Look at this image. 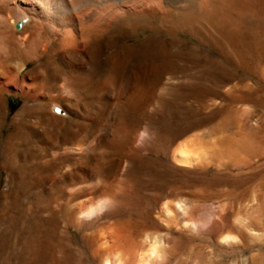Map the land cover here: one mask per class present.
<instances>
[{
  "label": "rangeland",
  "instance_id": "374dc122",
  "mask_svg": "<svg viewBox=\"0 0 264 264\" xmlns=\"http://www.w3.org/2000/svg\"><path fill=\"white\" fill-rule=\"evenodd\" d=\"M154 6L130 11L95 41L102 91L84 88L93 123H78L75 138L65 103L46 105L47 117L65 118L48 128L20 115L18 91L2 97L0 264H144L152 246L159 257L149 264H264V0ZM30 30L13 65L46 46ZM80 59L89 64V51ZM56 65L48 48L23 75L48 77ZM48 87L41 93L53 95ZM113 109L115 139L77 165L69 150L92 142ZM180 149L188 162L175 161Z\"/></svg>",
  "mask_w": 264,
  "mask_h": 264
},
{
  "label": "bare ground",
  "instance_id": "6f19581e",
  "mask_svg": "<svg viewBox=\"0 0 264 264\" xmlns=\"http://www.w3.org/2000/svg\"><path fill=\"white\" fill-rule=\"evenodd\" d=\"M154 4L155 0H0V112L3 110V119L6 116V112H4V109L1 106L2 97L10 94L13 88L18 91L23 98H25V104L20 110V115L27 117L34 116L36 120L43 122L48 128H54V121L65 120V118L57 114H50L47 117L44 111L46 105L50 104V108L55 109L61 107L59 102L65 103L68 110L66 116L71 117L69 121L76 124V129L68 132L66 135L67 137L72 138L78 136L79 125L82 127H88L93 123V117L90 115L87 107L82 104L84 100L88 99V97L84 96V88L89 84H94L99 90H101L102 86L103 76L96 74L92 65L95 54V41H97L98 37L104 35L108 29L112 27V25H114L130 11L137 10L139 11L137 13H140V11L146 7L153 9L152 7ZM181 11L183 12V9H181ZM25 19H28L27 25L19 32H15L12 28L13 24L22 22ZM69 23L73 26L72 30H68L66 28ZM56 24H58L61 28H57ZM30 29H35L45 38L46 46H44L43 50H37L33 56L25 58L21 63L13 65L12 59L15 53L14 46L32 41V30ZM48 48L52 50L53 57L57 62V65L49 72L48 77H44L39 69H33L31 71L33 76L31 77L29 74L23 75V71L26 69V66L28 64H38L39 60L44 55L45 50ZM90 48H92V50H88ZM88 51L90 54V63L88 62L89 64L84 65L80 57L88 53ZM17 53L20 55V52ZM47 80L49 84L47 90L54 89L53 95H45L41 93L44 89V84L47 83ZM101 91L98 93H102ZM39 98H43V101L47 100L46 103L39 101ZM29 103H32V105H29ZM114 110L115 109L109 112L106 119L103 120L102 123L96 124L97 135L92 138V142L86 145L77 144L73 147V149L69 150L73 161L77 165H82L84 162L88 161L89 153L94 146L113 142L116 137L114 128H112ZM78 123L80 124L78 125ZM37 133L40 137L44 138L43 132L38 131ZM188 154L189 153L180 149L175 152L174 159L179 162V164L188 162L190 160V154ZM92 196H94V194ZM85 203L86 205L88 204L87 201ZM92 205L93 204H91V206ZM106 206L108 205L106 204ZM79 209H81V206ZM98 209L99 206L97 205L95 208L88 209L86 213L90 215ZM102 210L104 211V209ZM99 211L102 213L101 210ZM168 212L169 211H167V214ZM81 216H83V214ZM110 228L111 227H109V229ZM112 229L109 231L110 237L113 233L111 232ZM114 230L115 229L112 231ZM226 235L228 236V234L223 236ZM120 237L122 238L121 235L119 238ZM104 238L107 239L106 237H103V239ZM122 239L124 240V238ZM109 242L110 240L108 243ZM149 244L150 243H146V245ZM156 244L159 245V243ZM161 246L162 244L160 247ZM162 249L164 248L162 247ZM123 250L124 249H122V251ZM156 254L152 246V249H148L147 254H144L145 256L142 257L143 263L149 264L150 260H152ZM160 254L163 255L161 251ZM96 255H98V253ZM156 256L159 257V254ZM107 257H109V255ZM105 263L108 264L107 261Z\"/></svg>",
  "mask_w": 264,
  "mask_h": 264
}]
</instances>
